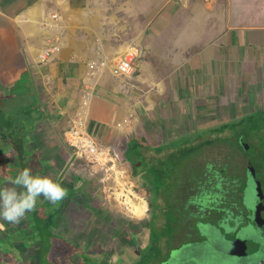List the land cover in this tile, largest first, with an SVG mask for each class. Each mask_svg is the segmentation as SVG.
Wrapping results in <instances>:
<instances>
[{"label":"crops","instance_id":"1","mask_svg":"<svg viewBox=\"0 0 264 264\" xmlns=\"http://www.w3.org/2000/svg\"><path fill=\"white\" fill-rule=\"evenodd\" d=\"M68 1L55 3L64 8ZM137 1L133 12L122 11L128 16L118 19L117 26L78 23L74 31L84 30L77 36L70 34L59 13L58 22L47 19L44 0H0V92L26 86L36 96L28 108H38L43 122L49 119L61 134L83 122L81 129L104 157L110 151L118 155L116 145L129 139L134 115L145 113L141 104L146 107L150 93L158 103L153 108L164 112L163 123L172 125L173 118L177 124L199 121L209 119L204 116L211 108L238 107V88L234 91L226 79L254 76L256 85L261 84L264 60L255 53L264 47V0H235L229 12L220 2L211 7L200 0H153L150 7L151 1ZM9 24L15 52L3 50L7 39L1 28ZM46 30L51 32L48 38ZM131 45L142 50L133 74L113 76L107 68ZM98 62L105 66H96ZM248 64L256 65L254 72L244 68ZM137 93L143 99H135ZM10 95L13 99L16 92ZM218 102L226 106L220 108ZM61 146V153L69 151Z\"/></svg>","mask_w":264,"mask_h":264},{"label":"rangeland","instance_id":"2","mask_svg":"<svg viewBox=\"0 0 264 264\" xmlns=\"http://www.w3.org/2000/svg\"><path fill=\"white\" fill-rule=\"evenodd\" d=\"M146 1H151L149 5L154 2L153 0ZM200 1L204 5L210 4L211 7H215L216 4L220 2L222 5L226 6L227 9H224H226L228 12L233 11L232 7L234 5L233 3L235 2V0ZM137 4H139L137 0H69L68 4H62L64 6V8H62L55 3V0H44L43 8L45 7V10H47L45 15L47 16L48 20H52L53 18V20L58 22L59 18L57 13H59L61 22L64 23V25L68 24L69 27H71L68 28L70 34L77 33V36H79V32H82L84 29L76 28L74 31L75 24L104 25L106 28L107 25H113L115 22L117 26L120 24L118 19L120 20L124 15L128 16L122 11L124 10L127 13L131 11L133 12V9L137 8ZM150 7H153V4ZM60 8L62 9L60 10ZM138 8L142 9L141 6ZM118 11L121 14L118 13ZM98 27L101 28V26ZM1 30V36L7 39V41H5L6 47L3 50H6V52H15L17 45L12 26L10 24L6 25L1 28ZM71 31H73V33H71ZM50 33L51 32L49 30H46L47 38L50 36ZM80 36L83 37L84 35L81 34ZM93 36L94 35L92 34V37ZM87 38H90V35H87ZM255 54V58L258 60L261 59L262 62V60H264V47L260 49L258 48V53ZM115 62L112 63L109 68H107L110 69V72ZM249 64V67L247 66L244 68L248 69V71L253 69L254 72L257 68L256 65L254 64L250 66ZM96 66L103 68L105 65L104 62H98ZM90 69L94 70V67H91ZM129 76L131 77V75ZM256 78L257 77L254 78V76L253 79L248 77L242 78L238 75V79H226L229 86H231L234 91L235 88H238V107L231 106L228 109H219L218 111L211 108L209 113H207L208 115L204 116L205 118L210 116L209 119H200L199 121L194 119L192 122L182 121L177 124L178 121L176 120L178 119L173 118L172 123L175 125L177 124L176 127H174V124L171 125V122H169V124L166 123L167 125L163 123L162 118L164 117V112L162 110L159 111V108L157 110L153 108L157 106L158 103H155L154 101V99H156V95L150 93L152 97L147 98L149 102H147L146 107L144 106V103L141 104L142 107L139 105V107H141L142 111L145 113L141 116H138V118L136 115H134L135 122L133 121L130 128L128 129L130 130V134H128L129 139L127 140L126 138L124 140H120L119 144L116 145L117 149L115 153L118 155L113 156V152L110 151L108 156L99 157L95 161H86L85 159L76 161L71 158L69 155L71 151L64 142L63 131L62 134L59 133L56 129L57 127L53 125L49 119L47 120L48 122H43L40 126H38V139L42 140L43 143H47L48 148L55 150L56 147H59V145L61 146L63 143L69 150H66V153L60 152L62 161L57 169L59 171L62 170L63 174L66 176L68 173L70 178H65L66 182L67 180L75 182L72 183L74 189L71 187L69 188L68 184V190H72V199L64 202L66 205L69 203L68 206L63 205V210L61 212L62 216L60 220L56 223L55 227H51L49 229L50 234L54 238L50 240V249L46 252L49 259L48 263L68 264V259H76L74 254H85L86 257L90 259V261H96L98 264H139L143 257L142 251L147 248L150 243V232L144 226L145 222H147L151 216L149 209L150 192L147 186L142 184L144 183L142 178H140V176H133L130 164L124 161V144L127 143L129 146L132 141H136L137 143L143 141L151 147L170 145L173 140L180 138L184 132H190V134L193 133L192 130H194L195 126H199V129L204 131L203 137H206L207 139L208 136H206V133L208 132L205 131L212 128V126L215 127L216 125L227 122H238V119L243 121L245 118H247V120H252V122L258 120L264 125V111L259 112L255 110L256 108H259V110H264V76L260 82V85H256L255 81H259ZM251 80H253L252 85L254 86L249 87L248 83ZM13 89L5 91L4 98L7 97L6 101H0V111L6 116V118L9 119H15L16 116L21 113L17 107L20 109L21 107L28 106L29 101L36 102V96L34 94H28L26 92L28 91L26 86H23L24 90L22 89L21 84L19 87ZM11 91L16 92L14 99L11 98ZM145 92L147 97L148 92ZM142 95L144 94H141L140 96L137 93L134 97L135 99H143ZM148 103H151L153 106L149 108ZM218 104L221 106L220 108L226 106V103L223 104L222 102H218ZM198 113H203V110L201 112H197V114ZM213 115H218L216 120L213 119ZM203 121L205 124H203ZM164 126H166L168 131H170V135L169 133L165 134L163 131L165 130ZM46 127L49 129V133L48 130L45 132ZM243 136L244 139L249 143L253 142L252 144L256 149H258L259 146L261 147V140L264 139V127L261 126L258 131L245 132ZM31 145L32 144H30V147ZM221 145L226 146L227 144L221 143ZM37 149H39V151L34 150L35 152L33 154L36 157L40 156L42 159V153L40 152V149L42 148ZM203 151L201 152L204 156H206V160L223 158L225 155L228 156V150L225 147L224 151L222 152L221 150H214L210 147H204ZM111 156L112 161L110 159ZM256 157L259 158V155L256 154ZM198 159L199 158L196 157L197 161ZM52 162L53 160L51 163ZM78 162H80L79 164L81 165H77ZM263 162L264 153H262V158L260 159L259 163L263 164ZM194 164L195 162H193V165ZM189 171L192 172V170ZM255 171L260 172L261 174L258 176V178L260 180H264V165L262 167L256 166ZM2 172L3 171L1 170L0 175ZM207 185L210 184L207 183L206 186ZM262 185L263 187L261 186V188L264 189V183ZM2 186L9 185L7 183H2ZM206 186H204V188H207ZM75 188L78 189L75 190ZM196 191H198V187L195 186L184 189L182 191V202L186 203L191 196H194ZM74 196L76 198V202L73 198ZM126 197H128L129 200L133 202L132 204H140V202L144 203L147 208L144 215H141L140 217L134 216L128 210L129 206L125 204L126 199L124 198ZM246 201V204H250L249 206L251 207L255 204V202H257V199L251 198L250 201L249 199ZM207 203L208 202L205 201L202 204L205 206ZM246 204L244 207H247ZM188 211H191V204L188 208ZM243 217L244 216H242V218ZM251 219L257 226H259L260 230L258 228V231L257 229L256 231L254 230ZM251 219L250 217L245 221L243 219L239 224L233 220L222 222L219 235L224 238V242L221 243V241H219L218 244H226L227 247L230 246V250L236 255L239 254L238 256L245 254L247 250L253 251V249L251 250L252 242L249 240L250 238H254V233H258V236L261 234L260 238L264 239V225H261L263 224L262 220L264 219V212ZM187 220L188 222L186 221L183 223L185 226L188 224L190 225L192 221L189 219ZM158 222L157 229L160 230V224H158ZM26 224L28 225V222H24V225ZM6 230L8 229H5V231ZM5 231L3 232V229H0L1 237L5 236ZM192 232V229H189L184 235L186 238H189V235L193 234ZM227 247L218 245V247L213 249L212 246L210 247V254L213 251L214 255L217 254L221 256L225 251H229V248ZM33 250L34 247L31 248L30 254L33 253ZM11 254L13 255V260L17 257L15 260L18 261V264H27L28 260L23 261L22 259H18V252H13ZM140 264H146L144 259Z\"/></svg>","mask_w":264,"mask_h":264},{"label":"trees","instance_id":"3","mask_svg":"<svg viewBox=\"0 0 264 264\" xmlns=\"http://www.w3.org/2000/svg\"><path fill=\"white\" fill-rule=\"evenodd\" d=\"M262 111L264 110L259 112ZM260 125L264 127L258 120L252 122L247 118L243 121L238 119V122L212 126L205 131L208 132L207 139L203 137L204 131L195 126L193 133L184 132L170 145L151 147L143 141L129 144L130 163L133 165L137 163L135 161L140 163L131 167L132 174L135 177L140 176L144 182L142 184L147 186L150 192L151 216L144 224L150 232V243L142 251L140 263L143 259L148 263L159 258L163 250L162 240L166 239L169 244L171 235L175 236L172 232L183 228L186 219H196L203 207L217 208L218 204L222 203L224 207L221 205V209L228 214L236 207L240 214H245L248 209L253 208L246 204V200L255 198L256 194H260V190L264 194V189L259 188L260 172L254 173L256 166L264 165V162L259 163L264 153V139L260 142L261 147L256 149L253 142L249 143L244 139L243 134L258 131ZM221 143L227 145L223 146ZM204 147L221 152L225 147L228 156L206 160V156L203 155ZM196 157L199 158L198 161ZM207 183L210 185L206 186ZM194 186L198 187V191L189 198V204H182V191ZM72 196L70 191L67 197L72 199ZM73 198L76 199L75 196ZM205 201L208 203L204 206L202 203ZM190 204L191 211H188ZM245 204L247 207H244ZM44 209L43 206L37 205V209L29 216V231L25 229L13 236L34 244L33 253L28 258L30 264H50L46 252L49 251L50 240L54 237L49 229L55 223L53 219L58 213L48 215ZM157 222L160 224V230L157 229ZM184 239L182 236L181 240L186 241ZM7 241H0V245H7ZM74 255L76 259H68V264H98L96 261H90L85 254ZM12 256L0 253V264H18Z\"/></svg>","mask_w":264,"mask_h":264},{"label":"flooded vegetation","instance_id":"4","mask_svg":"<svg viewBox=\"0 0 264 264\" xmlns=\"http://www.w3.org/2000/svg\"><path fill=\"white\" fill-rule=\"evenodd\" d=\"M4 96L5 94L0 92V101H6L7 97L4 98ZM14 98L15 96L13 99ZM28 107L29 104L20 109L17 107L21 113H19L15 119L6 118V116L0 111V171H3L0 175V186H2V183H7L5 179L6 176L15 175L19 170L25 167L29 168L31 165L30 169L34 174L49 176L54 180L59 181L61 185L67 189V192H70V190H68V184L69 188L71 187L74 189L72 183L75 182L71 180V182L68 180L66 182L65 178H70L68 173L66 176L63 174L62 170L59 171L57 169L62 161L60 150L65 148L59 145V147H56L55 150H53L47 147V143H43L42 140L38 139V126L43 123L42 115L38 113V108L30 110ZM255 110L261 111L259 108H256ZM47 130L49 133V129L46 127L45 132ZM132 143H136V141H132ZM30 144H32L31 147ZM37 148H42L40 149L42 159L40 156L36 157L33 154L36 150L39 151ZM52 160L53 162L51 163ZM135 162H137L135 164L137 165L138 161ZM78 164L79 163H77V165ZM256 172L257 171L254 173ZM262 180H259V188L263 190L261 186L263 187L262 184L264 183V180ZM77 189L78 188H75V190ZM259 193L260 194H257L254 198L257 199V202H255L253 208L248 209V212L245 214H240L237 211V204L234 205L236 209L230 214L221 209L222 206L224 207L222 203H220L222 206L218 204L217 208L203 207L199 210L200 215H198L196 219H193L190 225L188 224L185 226L183 224V228L176 229L172 232L175 236L171 235L169 244H167L166 239L162 240L161 246H163V250L161 256L146 264H264V239L260 238L261 234L258 236V233H254V238H250L249 240L252 242L251 250L253 249V251L247 250L246 253L241 256H238L239 254H234L233 251L230 250V246L227 247L226 244H218L219 241H221V243L224 242V238L219 235L222 222L233 220L239 224L243 219L245 221L249 217L251 219L264 212V194L261 190ZM69 199L71 200V198ZM63 201L67 202L68 199H63L57 205H52L43 199L38 201L37 205L43 206L45 208L44 210L48 212V215H51L52 213H60L57 214V217L54 216L53 222L55 223L52 227H55L56 223L62 216L61 212L63 210V205H66ZM186 203L189 204V201ZM68 204L69 203H67L66 206H68ZM182 204H184V202H182ZM29 216L30 213L26 214L18 224H10L0 220V229L2 228L3 232L5 229H8L5 231L6 233L4 237L0 236V241H7L10 239L7 241V245H0V253L11 254L13 252H18V259H22L23 261L30 258L31 248L35 247L34 244L28 240L25 241L23 238L19 239L13 237L19 231L23 232L25 229L29 231ZM242 216L244 217L242 218ZM186 221L188 222L187 219ZM24 222H28V225H24ZM251 222L255 231L257 228L260 230L259 226H257L252 219ZM262 223L263 224L261 225H264V219L262 220ZM189 229H192L193 234L189 235V238H186L184 234ZM182 236L186 241L181 240ZM208 244H211L213 249L218 247V245H222L223 247L229 248V251H225L221 256L217 254L214 255L213 251L210 254V247L212 246H209ZM27 264H30L29 260L27 261Z\"/></svg>","mask_w":264,"mask_h":264},{"label":"clouds","instance_id":"5","mask_svg":"<svg viewBox=\"0 0 264 264\" xmlns=\"http://www.w3.org/2000/svg\"><path fill=\"white\" fill-rule=\"evenodd\" d=\"M5 179L9 186H0V220L10 224H18L35 211L40 199L57 205L68 194L59 181L34 174L28 167Z\"/></svg>","mask_w":264,"mask_h":264},{"label":"built area","instance_id":"6","mask_svg":"<svg viewBox=\"0 0 264 264\" xmlns=\"http://www.w3.org/2000/svg\"><path fill=\"white\" fill-rule=\"evenodd\" d=\"M140 57V47L137 45L129 46L113 65L111 74L119 77L132 75L135 64ZM81 124L83 125V122L79 121L77 126H71L64 131V142L75 158L79 160L85 159L86 161H95L99 157H102L104 153L96 147L90 136L81 129Z\"/></svg>","mask_w":264,"mask_h":264},{"label":"bare ground","instance_id":"7","mask_svg":"<svg viewBox=\"0 0 264 264\" xmlns=\"http://www.w3.org/2000/svg\"><path fill=\"white\" fill-rule=\"evenodd\" d=\"M122 194V193H121ZM124 195V194H123ZM121 196V195H119ZM131 198V197H130ZM126 199V202L125 204L129 206V211L136 217H140L141 215H144V213L146 212V205L144 203H141L140 204H132L133 202H131L129 200L128 197L124 198ZM132 199V198H131ZM125 201V200H124ZM125 205V206H126Z\"/></svg>","mask_w":264,"mask_h":264},{"label":"water","instance_id":"8","mask_svg":"<svg viewBox=\"0 0 264 264\" xmlns=\"http://www.w3.org/2000/svg\"><path fill=\"white\" fill-rule=\"evenodd\" d=\"M129 148H130V147L128 146V144L125 143V144H124V151H125V152H124V157H123V159H124L125 162L129 163L130 166L132 167V166H134L135 164L133 165V164H131L130 161H129V158H128ZM137 165H140V163L138 162ZM256 196H257V194H256ZM208 245H209V246H212L211 244H208Z\"/></svg>","mask_w":264,"mask_h":264}]
</instances>
